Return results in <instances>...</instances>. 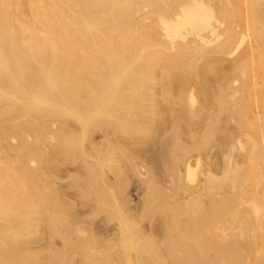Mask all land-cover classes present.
I'll use <instances>...</instances> for the list:
<instances>
[{"label":"bare ground","instance_id":"obj_1","mask_svg":"<svg viewBox=\"0 0 264 264\" xmlns=\"http://www.w3.org/2000/svg\"><path fill=\"white\" fill-rule=\"evenodd\" d=\"M0 264H264V0H0Z\"/></svg>","mask_w":264,"mask_h":264},{"label":"rangeland","instance_id":"obj_2","mask_svg":"<svg viewBox=\"0 0 264 264\" xmlns=\"http://www.w3.org/2000/svg\"><path fill=\"white\" fill-rule=\"evenodd\" d=\"M102 133L103 132H100V131H97V132H95L94 133V135H93V137H92V143L91 144H88L87 145V147H88V149H93V147H96V145L98 146L99 144H100V142L101 143H103L102 141L105 139V138H103V137H101V135H102ZM98 134H100V135H98ZM95 136V137H94ZM103 136V135H102ZM99 138H101V139H99ZM94 139V140H93ZM97 139V140H96ZM100 140V141H99ZM99 141V142H98ZM106 142V140L104 141V143ZM98 143V144H97ZM90 146H91V148H90ZM217 149H218V146L217 147H214L213 148V153H214V151L216 152L217 151ZM93 159V157L91 158V156L88 158V161H91ZM79 162V163H78ZM81 162L80 161H77V164L74 166L73 164H75V162H72V163H60V166H62V167H64V168H62L63 170H66L67 169V171H65V174H66V176L64 177V178H55V179H57V180H59V182H57V184H56V187L58 186L59 187V185L61 186L60 188L62 189H66V190H72V193H76L77 191H80V188L79 187H74V186H71V184L73 183V181H75V179L77 180V178H78V180H80L79 179V177L81 178V180H82V178L83 177H81V175H80V172H79V169H81L82 168V164H80ZM71 164V165H70ZM65 165H67V167L65 166ZM73 165V166H72ZM78 166V167H77ZM77 167V168H76ZM77 169V170H76ZM68 172V173H67ZM71 174V175H70ZM76 175V176H75ZM111 175V174H110ZM134 179H136V176L134 177ZM50 180H53V177H52V179L50 178ZM56 180V181H57ZM70 180H72V181H70ZM134 184H131L130 186H128V184H130V182L128 183V184H126V186H128L127 187V192L126 193H128V197H127V200H128V203L130 204L131 203V201H132V205H133V209L131 208L132 206L130 205V209H132V211H133V213L134 212H138L137 211V206H139L140 205V203H141V201H140V198H141V200H142V195L144 194L143 193V191H144V189H143V191H142V189H138L137 188V186L138 185H136V182H134V181H132ZM70 184V185H69ZM55 187V189L57 190V188ZM60 188H58L59 190H60ZM74 188V189H73ZM76 188H77V191H76ZM137 189H138V191H137ZM141 190V191H140ZM75 191V192H74ZM71 192V191H70ZM141 196V197H140ZM140 197V198H139ZM129 198H131V199H129ZM143 198H144V196H143ZM71 200V202H70V200ZM73 200H74V202L75 203H73ZM78 198H67V204H66V207H70V205H71V207L74 205V206H76V204L77 205H80V201H81V199H79L78 201ZM130 201V202H129ZM94 203L92 204V203H90V207H89V209L90 210H93V209H95L96 207H95V204L97 205V203L95 202V201H93ZM138 202H139V205H138ZM70 205H69V204ZM72 203V204H71ZM92 204V205H91ZM136 205V206H135ZM135 207H136V210H135ZM92 208V209H91ZM85 209V208H84ZM89 216V218L91 219V218H93V217H90V213H85V217H84V214H83V216L81 215V217L83 218H85V219H87L88 218V216ZM135 214V213H134ZM101 218V219H100ZM105 218V221H106V215L104 214V216H103V214H98L97 215V218H96V221L98 222V224L99 223H102L103 224V226H102V224H100V231L98 232V236H99V238L100 239H105V240H107V239H109V238H111V232H112V224H110V223H108V222H102L103 221V219ZM147 223V222H146ZM144 224L143 223V225L144 226H146L145 227V229H148V223L147 224ZM106 224V225H105ZM109 224V225H108ZM82 225H85V224H82ZM108 225V226H107ZM105 226V227H104ZM110 226V227H109ZM106 229V230H104V228ZM108 228V229H107ZM109 229H111V230H109ZM109 230V231H108ZM105 231V232H104ZM111 231V232H110ZM147 232L149 231V229L148 230H146ZM113 233V232H112ZM106 237H108V238H105V236ZM109 235V236H108ZM104 236V237H103ZM59 240V239H58ZM40 250H41V252H40V254H43V250H44V253H45V248H40Z\"/></svg>","mask_w":264,"mask_h":264}]
</instances>
